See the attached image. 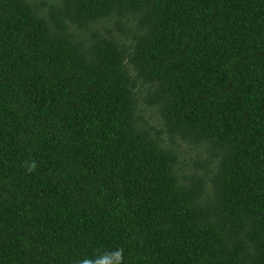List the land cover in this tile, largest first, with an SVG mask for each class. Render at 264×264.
I'll use <instances>...</instances> for the list:
<instances>
[{
    "label": "trees",
    "instance_id": "obj_1",
    "mask_svg": "<svg viewBox=\"0 0 264 264\" xmlns=\"http://www.w3.org/2000/svg\"><path fill=\"white\" fill-rule=\"evenodd\" d=\"M116 249L264 264V0H0V264Z\"/></svg>",
    "mask_w": 264,
    "mask_h": 264
},
{
    "label": "clouds",
    "instance_id": "obj_2",
    "mask_svg": "<svg viewBox=\"0 0 264 264\" xmlns=\"http://www.w3.org/2000/svg\"><path fill=\"white\" fill-rule=\"evenodd\" d=\"M27 166V171L31 172L35 169V163L33 162ZM123 261V250L116 249L113 252L107 253L97 260L82 259L77 264H122Z\"/></svg>",
    "mask_w": 264,
    "mask_h": 264
}]
</instances>
